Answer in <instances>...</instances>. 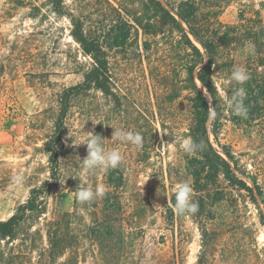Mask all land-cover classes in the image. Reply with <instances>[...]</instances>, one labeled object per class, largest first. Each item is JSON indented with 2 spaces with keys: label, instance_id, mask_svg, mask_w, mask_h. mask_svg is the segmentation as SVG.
<instances>
[{
  "label": "rangeland",
  "instance_id": "obj_1",
  "mask_svg": "<svg viewBox=\"0 0 264 264\" xmlns=\"http://www.w3.org/2000/svg\"><path fill=\"white\" fill-rule=\"evenodd\" d=\"M230 1L224 23L239 25L243 13L264 26V0ZM65 3L88 34L109 32L115 18L104 0ZM72 30L69 16L57 15L50 0H0V221L9 219L33 188L50 181L47 217L71 213L67 257L76 264H264L262 198L254 200L223 174L209 173L198 153L188 154L175 142V135L190 137L193 123L191 95L182 90L186 74L178 56L147 53L142 31L120 48L113 46L111 33L101 32L112 94L94 89L73 99L59 146L60 178L51 179L45 146L56 128L60 96L83 82L94 64ZM251 53L250 47L227 50L216 61L223 111L208 127L218 131L217 140L210 135L215 149L234 156L228 162L237 177L252 188L256 182L264 196V124L231 121L226 91L234 83H224L234 67L251 73ZM114 128L139 132L142 146L115 141ZM84 132L101 136L123 163L93 174L82 171L77 157L88 154L85 144L78 146ZM183 181L198 203V212L188 217L175 209L173 189ZM97 186L104 196L86 204L77 200L78 188ZM103 251L109 253L105 258Z\"/></svg>",
  "mask_w": 264,
  "mask_h": 264
},
{
  "label": "trees",
  "instance_id": "obj_2",
  "mask_svg": "<svg viewBox=\"0 0 264 264\" xmlns=\"http://www.w3.org/2000/svg\"><path fill=\"white\" fill-rule=\"evenodd\" d=\"M109 11L114 13L113 23L108 33L95 31L88 34L82 19L67 12L66 0H50L57 15L69 16L73 30L72 37L80 44L83 52L93 59L92 68L85 74L83 82L69 87L60 96L59 113L56 128L47 141L45 151L51 165V179L56 183L60 178V151L66 119L76 97L92 90L106 95L112 94L113 80L110 63L104 44L107 34L113 36L112 44L120 48L127 44L133 32L140 31L146 37L144 50L147 53H162L169 57L178 56L186 80L182 90L191 95L192 127L190 137L196 143L203 142V149L198 153L202 157L209 173L219 177L223 174L227 181L240 190H245L254 198L264 196L255 182L254 188L235 174L229 160L234 156L224 150L225 157L215 149L210 135L217 140L218 131L209 130L210 107L215 108L218 122L222 116L223 101L214 80V67L225 51H237L253 45L247 64L250 79L243 85L246 90L244 104L247 116L227 112L235 125L247 123L264 124V26L247 20L240 14L239 25H229L222 21V16L231 5L230 0H104ZM258 26V27H257ZM105 34L102 37V33ZM196 40L201 48L196 45ZM233 64V59L230 60ZM203 85L204 89L199 85ZM228 91L227 101L235 88ZM54 184L45 182L41 187L33 188L29 199L19 205L16 212L7 220L0 221V264H76L72 256L67 257L71 247V213L55 214L48 218L47 195ZM257 193H254V190ZM264 224V214H263ZM101 227L95 229V237ZM110 233L106 236H111ZM206 241L207 231L202 229ZM45 240V242H43ZM109 253H102L103 258Z\"/></svg>",
  "mask_w": 264,
  "mask_h": 264
},
{
  "label": "clouds",
  "instance_id": "obj_3",
  "mask_svg": "<svg viewBox=\"0 0 264 264\" xmlns=\"http://www.w3.org/2000/svg\"><path fill=\"white\" fill-rule=\"evenodd\" d=\"M249 47H254L249 44ZM250 79V75L244 67H234L231 74L225 79L224 83H234L240 85L234 89L231 97L227 101V107L233 112V114L241 117L247 116V108L244 104L246 97V90L243 85ZM208 119L211 121L217 116L215 108L210 107ZM113 138L115 141L122 144H132L136 147L142 146L143 137L139 132L126 131L124 129L114 128ZM85 142L80 143L87 146V157L81 160L82 171L89 174L98 173L104 169H115L119 167L124 160V157L116 149H108L103 143V138L99 135H95L91 132L85 133ZM179 140L180 147L184 152L188 154H195L201 151L204 147L203 142L196 143L191 137H177L175 135V142ZM74 141V140H73ZM75 141L73 143V146ZM75 146V147H78ZM16 183L22 181V177H14ZM175 209L183 217L194 215L198 212V203L193 200V189L188 181H183L175 185ZM105 195L104 189L97 186L95 190L84 187L78 188L76 192L77 200L80 203H91L94 200Z\"/></svg>",
  "mask_w": 264,
  "mask_h": 264
},
{
  "label": "water",
  "instance_id": "obj_4",
  "mask_svg": "<svg viewBox=\"0 0 264 264\" xmlns=\"http://www.w3.org/2000/svg\"><path fill=\"white\" fill-rule=\"evenodd\" d=\"M198 82H199V80H198ZM200 83V82H199ZM201 84V83H200ZM202 85V84H201ZM202 87H203V85H202ZM204 88V87H203Z\"/></svg>",
  "mask_w": 264,
  "mask_h": 264
},
{
  "label": "bare ground",
  "instance_id": "obj_5",
  "mask_svg": "<svg viewBox=\"0 0 264 264\" xmlns=\"http://www.w3.org/2000/svg\"><path fill=\"white\" fill-rule=\"evenodd\" d=\"M202 86V85H201Z\"/></svg>",
  "mask_w": 264,
  "mask_h": 264
}]
</instances>
